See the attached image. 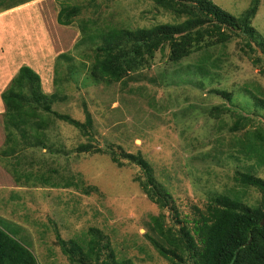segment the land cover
<instances>
[{
  "label": "rangeland",
  "instance_id": "obj_1",
  "mask_svg": "<svg viewBox=\"0 0 264 264\" xmlns=\"http://www.w3.org/2000/svg\"><path fill=\"white\" fill-rule=\"evenodd\" d=\"M94 1L98 4L92 6L96 11L91 16L120 26H149L174 19L169 12H156L151 0ZM213 2L239 15L250 6L251 0ZM58 8L57 0H31L0 11V70L4 66L13 71L0 80V142L4 140L1 92L19 66L26 64L36 70L45 92L59 89V83H54L58 69L62 79L59 95L65 94L66 98L53 107L81 122L86 107L92 118L93 139L56 119L47 130V139L54 150L42 148L37 156L63 175L71 174L75 180L82 178L84 185L95 189L84 193L80 186L16 183L0 166V217L8 221L10 228H17L15 224L20 227L17 234L31 246L38 264H73L57 244L56 234L65 241L87 238L90 227L99 229L106 237L116 258H130L133 264H169L141 235L143 222L162 209L153 206L134 181L135 168L117 166L106 154L79 152L76 147L89 141L102 148L139 152L178 205L182 201L203 207L214 194L231 188L245 191L232 178L242 164L229 156L234 153V148L228 145L233 134L227 129L232 117L222 114L226 125L218 128L207 112L224 103L250 116L254 124L264 125V110L255 108L248 94L255 87L264 90V52L252 42L256 49L253 56L262 58L260 64H253L241 49L242 38L234 37L215 48L213 58L219 56V66L201 76L192 72V68L178 69L193 58L175 65L169 62L167 47L164 52L155 53L150 66L130 73L123 82L105 85L89 75L91 61L83 54L91 51L87 42L76 45L81 37L79 29L56 22ZM251 25L257 40L264 43V0H259ZM62 52L70 53L73 60L57 59ZM214 89L228 92L231 102ZM38 167L41 164H35L33 170ZM255 169L257 175L264 177V170ZM258 196L257 191L250 189L243 194L242 201L252 204ZM189 210L190 207L185 209Z\"/></svg>",
  "mask_w": 264,
  "mask_h": 264
},
{
  "label": "trees",
  "instance_id": "obj_2",
  "mask_svg": "<svg viewBox=\"0 0 264 264\" xmlns=\"http://www.w3.org/2000/svg\"><path fill=\"white\" fill-rule=\"evenodd\" d=\"M27 1L31 0H0V11ZM57 1L56 22L63 26L75 25L79 29L81 37L76 45L87 42L91 51V54H83L91 61L89 75L105 85L123 82L130 73L150 66L155 53L164 52L167 47L168 61L174 65L194 59L184 67L180 66L179 70L192 68V72L207 76L210 68L219 66V56L213 58L215 48L224 46L234 37L242 38L241 49L253 64L262 62L261 57L252 54L256 51L252 42L264 52V43L257 40L251 25L259 0H251L250 6L239 15L230 13L213 0H151L156 12L162 10L173 14V21L132 28L91 16L96 11L92 6L98 4L94 0ZM59 58L73 60L67 52L59 53ZM60 77L56 69L54 83H59V89L45 92L38 72L22 64L3 89L4 141L0 147V164L16 183L80 186L84 193H88L95 188L84 185L82 178L75 180L71 174L65 176L46 159L37 156L42 148L54 150L47 139V130L56 119L71 125L89 140L93 139L90 132L92 118L86 107L83 108V122L53 107L57 101L66 98L65 94L59 95ZM213 91L231 102L228 92ZM248 94L252 105L264 110V90L255 87ZM207 113L214 117L218 128L225 124L222 114L228 113L232 117L227 129L233 134L228 145L234 148V153L229 156L242 161L232 178L245 191L231 188L228 192L214 194L203 207L182 201L178 205L139 152L102 148L89 141L78 143L76 148L79 152L106 154L117 166L135 168L137 176L134 181L150 203L162 209L143 222L141 235L169 264H264V177L255 173V168L264 170V125L254 124L250 116L224 103L211 107ZM35 164H41V167L33 170ZM250 189L257 191L259 196L252 204L243 203L242 196ZM188 207L189 212L185 211ZM9 225L0 217V264H38L31 246L17 234L20 227L15 224L17 228H10ZM88 234L87 238L80 236L68 241L56 234L57 244L71 263L133 264L130 258H116L114 249L99 229L90 227Z\"/></svg>",
  "mask_w": 264,
  "mask_h": 264
},
{
  "label": "crops",
  "instance_id": "obj_3",
  "mask_svg": "<svg viewBox=\"0 0 264 264\" xmlns=\"http://www.w3.org/2000/svg\"><path fill=\"white\" fill-rule=\"evenodd\" d=\"M0 27H2V25L0 24ZM1 30H0V42H1ZM1 44V43H0ZM0 53H2L1 52V50H0ZM6 67H4V66H2V68H1V70H0V80L1 79H5V78H7L9 75H10V73H12L13 71H11V70H8V69H5ZM8 68V67H7ZM4 141V140H3ZM3 141H1L0 142V147H2V144H3ZM0 166L3 168V166L0 164ZM4 169V168H3ZM0 172H1V170H0ZM3 174V173H2ZM1 175V174H0ZM0 177H2V176H0Z\"/></svg>",
  "mask_w": 264,
  "mask_h": 264
}]
</instances>
